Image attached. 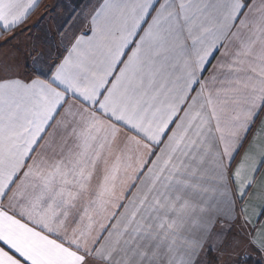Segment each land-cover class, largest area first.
<instances>
[{
  "label": "snow or ice",
  "instance_id": "6c2138e0",
  "mask_svg": "<svg viewBox=\"0 0 264 264\" xmlns=\"http://www.w3.org/2000/svg\"><path fill=\"white\" fill-rule=\"evenodd\" d=\"M0 0V264H264V0Z\"/></svg>",
  "mask_w": 264,
  "mask_h": 264
},
{
  "label": "crops",
  "instance_id": "0c3cea01",
  "mask_svg": "<svg viewBox=\"0 0 264 264\" xmlns=\"http://www.w3.org/2000/svg\"><path fill=\"white\" fill-rule=\"evenodd\" d=\"M55 2L57 3V0H55ZM53 5H54V0H41V4L40 7L33 13V15L31 16V18L28 21V25H32L35 22H37L39 20V18L41 17V15L47 10L49 13L53 10ZM56 10L54 8V10L56 12H54L52 14V16L56 15L57 13H63L64 9L62 6L57 7L56 6ZM51 17V15L49 16ZM50 20L52 21V18H50Z\"/></svg>",
  "mask_w": 264,
  "mask_h": 264
},
{
  "label": "rangeland",
  "instance_id": "374dc122",
  "mask_svg": "<svg viewBox=\"0 0 264 264\" xmlns=\"http://www.w3.org/2000/svg\"><path fill=\"white\" fill-rule=\"evenodd\" d=\"M64 2H65V0H57V3H56L55 0H54L53 10L50 12V14L51 13L53 14L54 12H56L55 11L57 9L56 6L57 7L62 6L64 4ZM54 8H55V10H54ZM52 14H51V17H49V19L44 22L45 24H48L49 22H52L50 20V18H52L54 16V15L52 16Z\"/></svg>",
  "mask_w": 264,
  "mask_h": 264
}]
</instances>
